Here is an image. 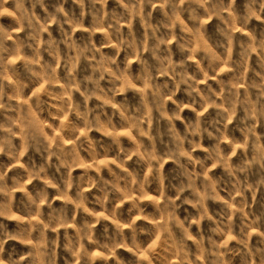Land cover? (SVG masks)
<instances>
[{"label":"clouds","instance_id":"9594fccd","mask_svg":"<svg viewBox=\"0 0 264 264\" xmlns=\"http://www.w3.org/2000/svg\"><path fill=\"white\" fill-rule=\"evenodd\" d=\"M13 2L17 9L26 13L23 0H13ZM74 2L78 3L81 8L85 5V0H74ZM89 2L93 8L99 4L102 9H106L108 0H89ZM116 2L125 9V12L122 15L114 14V23H109L106 30L104 19L108 14L104 11L103 16L98 17L94 22L88 43L83 47H78L74 43L69 44L70 49L76 50V55L62 58L57 46L54 51L49 53L54 57L55 64L40 65L39 71L32 72L39 82L47 78L50 85L54 87L59 83L56 73L63 60L67 72V82L60 85L59 92H53L51 88L46 90L49 96L59 102L50 106L57 108L58 114L49 112V116L53 120L60 121L59 130L69 132L70 138L76 143L71 148H66L63 143L64 137L60 136L59 142L53 149L44 128L48 127L54 136L57 128L45 125L43 122L37 126L34 120L29 118L34 117L31 105H28L26 109L21 105V109L25 111L26 115L19 120L22 125L19 129L22 140L20 153L31 146L42 159L46 160L48 166H52L51 157L57 156L59 163L57 172L60 171V167L67 169V178H62L63 194L67 197V191L72 187V171L81 165L79 152H87L93 164H96V161L101 158L96 151L95 142L87 135L93 130L100 132L109 137L111 145L115 146L116 155L111 163L121 169V174L117 175L111 167L105 165L108 167L109 173L115 177V182L109 188V182L99 177L104 192L103 203H107L110 192L119 193V199H123L126 191L130 193L132 190H136L143 194L145 185H150L151 181L155 180L163 200L152 201L160 216L159 219L153 221L154 230L156 234L161 232L166 234V247L175 248L176 254L181 256L182 261H185L186 264H230L227 257L229 254L235 253L240 257L239 264H264V231L259 230V219L249 221L244 212V209L249 206L246 194L251 192L252 199L255 201L256 193L264 188V136L257 132V127L261 122H264V32L259 34L258 40L251 33H247L248 40L240 43L242 60L240 62L232 60L236 31L239 28L241 35H245L243 30L249 26L253 19L264 21V0H243L241 7L236 5V0H159L163 15L168 20L167 23L161 25L167 30V34L161 35H157L160 32V27H154L150 22L152 11H148L146 14L143 11L145 6L155 7L157 0H128V2L116 0ZM8 3L9 0H0V8ZM37 3L44 7V0H35L33 7ZM185 5L189 7L185 8ZM201 10L203 14H201ZM45 11H47L46 8ZM184 11L189 12L190 18L197 22L195 30L188 28L180 18ZM56 12L57 14L64 13L67 16L62 5L56 9ZM81 15L83 16V13ZM211 17L218 20L217 33L225 38V42L219 45L224 49L225 54L221 56L211 48L199 49L204 52V58L209 61V70L212 75L209 74V70H205L199 62H196V68L201 75V78L198 79L188 70L189 62L195 60V53L198 51L194 41L180 42L177 40V47L184 54V58L179 62L173 60L170 41L174 37L177 27L182 33L187 32L192 37H198L202 29L206 30L205 20ZM137 18L144 29L143 38L139 41L132 31L133 21ZM65 22L72 23L75 27L76 22L70 18ZM125 24L129 29L127 38L123 34ZM28 26L33 27L31 20L28 21ZM98 29L104 31L107 46L115 49L114 57L105 56L102 47H96L92 37L95 36ZM113 36L116 38L115 44L112 43ZM54 43L55 41H51L50 45ZM28 46L31 47V45ZM121 51L126 53L123 68L117 64ZM35 53L36 59L32 63L40 64L39 47L35 49ZM97 53L100 56L99 60H97ZM145 53L149 54L150 59L144 58ZM252 53H256L260 57L259 71L254 74L256 79L252 83H248L245 77L249 70L248 58ZM81 57L90 61L91 74L85 75L82 80H79L76 76V68ZM132 59H136L139 64V72L136 75L132 73ZM229 65L232 66L229 67ZM224 72H232L233 75L227 79H221ZM106 76L111 85L107 90L101 85ZM161 76L171 77V80L158 82ZM213 79L217 85L215 88L211 83H208ZM245 85L247 86L245 87ZM182 86H184L183 98L177 100L175 97L181 93ZM241 87L244 88L243 96H241ZM250 89L256 90L255 98H253V92ZM122 91H131L137 98V103L130 105L127 97L123 102L117 103L116 98L121 95ZM73 92L80 94L82 103L73 101ZM5 96V84L0 82V108H12L11 104L4 103ZM33 96L36 97L37 104L41 103L39 92H33ZM17 98L18 93L15 91L13 95L7 96L9 101ZM93 100L97 101L95 106H91ZM169 102L173 106L171 110ZM108 108L112 109L110 116L106 111ZM185 109L191 112L190 118L184 116ZM71 114H75L77 118L75 123L67 119ZM238 115L239 119L237 120ZM114 118H118L119 128L113 123ZM177 121L181 123L183 133L177 129ZM234 121H236L237 131L240 133L239 139L229 136V126ZM16 126L17 121L15 120L11 121L8 126L0 124V133L6 134L0 138V153L4 152L6 147H12L11 138L17 136V131L14 130ZM109 127L113 130L112 132L107 130ZM125 129L128 130L127 139L131 145L127 148L118 134ZM133 132L135 135L131 134ZM205 138L212 142L209 147H204ZM145 139L148 141L147 144L144 143ZM157 144L160 145L159 151H157ZM225 146H227V150ZM198 151L205 153L203 158L196 155ZM45 153L47 156L44 155ZM73 154H75V158L69 163V158ZM237 154L240 159L233 165L232 157ZM19 157L20 154H17L15 158L18 160ZM104 157H108L107 150ZM133 157H136V165L144 170L141 180H137L131 172H128L127 168L123 167ZM167 161H171L177 170L176 183L170 181L167 186L174 195H165V181L168 177L164 174L163 166ZM217 166L221 167L225 173L223 181L225 187L231 186V190L227 194L228 200L219 195L218 181L213 180L209 175L211 169ZM91 169L92 165L86 164L85 174L79 178V194L81 196L86 190L85 185L88 187L97 185V178L88 174ZM97 171H99L98 164ZM42 173L45 183V194L42 199H47L46 189L57 186L47 180L44 165H41L31 175L34 178H41ZM6 176L7 172L0 173V182H3ZM121 183L124 184V188L120 187ZM0 191H3L2 187H0ZM57 191H60L58 187ZM186 192L191 198L184 197L181 204L191 205L197 212L195 217L186 218L187 227H185V221H181L176 215V210L181 206L177 204V201L181 200ZM26 195L30 205L35 206V211L28 215L27 226L17 235H13L7 231L3 224H0V264H25V262L27 264H55V241L52 242V249L37 242L32 243L31 249L20 254L18 258L14 259L9 256L5 260L3 257L4 244L7 240L18 239L20 243L28 244L31 242L32 232L35 228L49 226L42 225L40 221L33 223L32 216L41 215V204L31 194ZM119 199L116 201L117 208ZM208 201L220 206L216 216L222 217V219L217 220L215 216L209 214ZM236 204L239 205V208L234 207ZM48 206L51 208V203ZM84 211H87V208H84ZM115 211L116 208L113 209V215ZM143 211L139 199L134 200L129 209L131 213L130 227L134 229L136 218L138 215H143ZM237 212L241 214L238 238L237 235H232L231 238L236 241L238 247L231 248L228 237L234 232L233 217ZM0 215H4V213L0 212ZM144 219L148 220L149 218L144 216ZM202 220H208L214 225V227L210 226L208 230L211 235L208 240L210 247L207 248L203 232L200 233L198 240L189 232L192 224H196L199 228ZM50 223L59 224L62 221L53 218ZM64 226L67 227L66 224ZM172 226L178 227L181 232L182 240L179 248H177V240L171 230ZM118 235L123 237V231L121 230ZM253 235L258 238L255 245L250 243ZM213 236L219 237V240L213 239ZM189 240L196 245V252L192 258H189L188 252L185 251ZM72 254L76 255L75 252ZM46 257L47 259H45ZM74 264H79V261H75Z\"/></svg>","mask_w":264,"mask_h":264},{"label":"rangeland","instance_id":"374dc122","mask_svg":"<svg viewBox=\"0 0 264 264\" xmlns=\"http://www.w3.org/2000/svg\"><path fill=\"white\" fill-rule=\"evenodd\" d=\"M128 2V0H125ZM35 0H23L24 9L26 13L17 9L15 2L9 0V3L0 8V82L5 84L4 103L11 104L12 108H0V124L6 126L11 124V121H17V126L14 129L17 131V136L11 138L12 147H6L5 151L0 153V173L7 172V176L3 182H0V187L3 191H0V212L4 215H0V224H3L7 231L13 235L20 233L28 222V215L30 212L35 211V206L30 205V202L26 194H31L34 199H37L41 204V215L32 216L33 223L37 221L42 222V225H49L47 228L38 226L32 232L31 242L28 244H22L18 239L7 240L4 244L3 257L5 260L9 256L12 258H18L22 253L27 252L32 247V243L40 242L42 246L52 249V242L55 241V264H74L75 261H79V264H186L182 261L180 255L176 254V249L166 247L165 239L166 234L161 232L156 234L154 230L155 219H159V213L153 206V200H163L160 195L158 185L155 180H152L150 185H145L143 194L141 192L132 190L130 193L127 191L124 193L123 199H119L120 194L116 192H110L107 203H103L104 192L101 188L99 177H102L104 181L109 182V188L111 184L115 182V177L109 173L108 167H111L117 175L121 174V169L116 167V164L111 163L115 159L116 149L111 145L109 137L104 136L102 133L95 130L88 132L87 135L95 142L96 151L100 154V159L93 164L91 158L87 152L80 151L81 157L80 167L74 168L72 171V187L67 191V197L63 194L64 183L63 179L67 178V169L60 167V171L57 172L59 166L57 156L51 157V165L48 166L46 160L42 159L37 154L33 147H28L26 151L20 153L22 140L19 135V129L22 125L19 123L21 117L26 115L25 111L21 109V105L26 109L28 105H31L35 124L38 126L40 122L45 125H52L57 128L55 136L51 130L45 126L44 131L48 133L51 140V146L55 149V145L59 142V137H64V145L66 148L76 143L70 138V133L67 131L61 132L59 130L60 121L53 120L49 116V112L58 114V109L50 107L59 103L47 94V89L51 88L53 92L60 91V85L65 84L67 72L63 60L57 69V77L59 83L52 87L50 81L45 78L42 82H39L36 77L32 75L33 71H39L40 65L55 64V59L49 53L54 51L57 46L60 56L65 58L69 55H76L75 49H70L69 44H75L78 47H83L89 42L90 31L94 26V22L98 17L103 16V12H107V17L104 19L105 30L109 23H114L113 15H122L125 9L116 2V0H108L106 9H102L101 5L97 4L93 8L89 0H85L83 8L74 0H44V7H41L38 3L33 7ZM243 0H236V5L241 7ZM63 6L64 13L57 14L56 9ZM188 8V5L184 6ZM45 8L47 11H45ZM146 14L148 11H152L151 24L154 27H160V32L157 35L167 34V30L161 27L164 23H167V17L163 15V10L159 6V0L155 7L145 6L143 9ZM83 13V16L81 15ZM201 14L202 10H201ZM23 16V18H21ZM51 17V18H50ZM76 22L75 27L72 23H66L68 19ZM180 18L184 21L188 28L195 30L197 22L190 18V13L184 11L181 13ZM31 20L33 27L28 26V21ZM218 20L215 17L205 20V29H202L198 37H192L187 32H181L180 28L175 29V35L170 41V47L173 53V60L179 62L184 58L177 47V40L184 42L187 40H193L195 48L198 50L195 53V60L189 62L188 70L191 74L196 75L198 79L201 78L199 70L196 68V62H199L205 70H209V61L204 58L203 51H199L202 48H211L215 53L223 56L224 49L219 45L225 42V38L217 33L216 25ZM128 26H123L124 37L128 36ZM132 31L136 35L137 40L143 38L144 29L141 27L140 21L137 18L133 21ZM245 35H241V31L238 30L235 33L232 50V60L240 62L242 60L240 43L248 40L247 33H251L257 40L260 38V33L264 32V21H256L253 19L249 26L243 30ZM70 38V39H69ZM96 47L101 48L105 56H115V49L107 46V40L104 36L103 30H97L94 37ZM39 41V44H37ZM51 41H55L50 45ZM65 41H68L67 43ZM112 43H116V38L113 36ZM150 43H152L150 41ZM28 45H31L29 47ZM40 48V64H34L32 61L36 59L35 49ZM90 55V54H88ZM125 51H121L117 64H120L121 68L124 67L123 61L125 59ZM145 59H150L149 54H144ZM100 59L99 53H97V60ZM260 57L256 53H252L248 58V72L245 77L248 83H252L256 79L255 72L259 71ZM151 62V60H150ZM89 60L80 58L79 64L76 68L77 79L82 80L85 75H90ZM132 73L136 75L139 72V64L136 59H132ZM232 65H229L231 67ZM209 74L212 75L209 70ZM233 75L232 72H224L221 79H227ZM165 80L170 81L171 77H159L158 82ZM213 87H217L215 79L209 80ZM102 87L107 90L111 87L108 82V77L101 82ZM247 85H245L246 87ZM183 87L181 93L175 97L179 100L183 98ZM203 88L204 85L202 84ZM219 90V89H217ZM14 91L18 93L16 100L9 101L7 96L13 95ZM241 96L244 94V88L241 87ZM253 92V98H255L256 90L250 89ZM33 92L40 93L41 103L37 104L36 97L33 96ZM31 97V99H30ZM127 97L130 105L137 103V98L131 91L121 92V95L117 96L116 102L121 103ZM72 99L75 103H82V97L78 92L72 93ZM97 104L96 100L91 101V106ZM171 102H169V109L172 108ZM108 115L112 113V109H106ZM191 112L185 109L184 116L186 118L191 117ZM73 123L77 121L75 114H71L67 117ZM103 120L104 117L102 116ZM239 115L237 116V120ZM113 123L120 127L118 118L113 119ZM177 129L183 133V127L179 121L176 122ZM109 132L113 130L109 127ZM258 134L264 136V122H261L257 127ZM119 136L124 146L131 147L127 135L128 130H122ZM135 135V133H131ZM6 134L0 133V138H3ZM229 136L240 138V133L237 131L236 121L229 126ZM145 144L148 141L145 139ZM212 142L205 138L204 147H209ZM160 145L157 144V151H159ZM227 150V146H225ZM107 150L108 157H104V153ZM11 153V154H9ZM20 154L19 159L15 157ZM47 156V153L44 154ZM196 155L201 158L205 153L198 151ZM75 158V154L69 158V163ZM240 159L239 154L232 157L231 163L235 165ZM136 157H133L124 168H127L128 172H131L137 180H141L144 170L135 163ZM119 163V161H117ZM92 165L91 171L88 173L94 178H97L96 187H88L85 185V191L81 196L80 193V181L79 178L85 174V165ZM97 164L99 165V171H97ZM14 165V166H13ZM41 165L46 167L47 180L56 185L60 191H57V187H49L46 189L47 199H42L45 194L44 174H41V178H34L31 173L39 169ZM107 165L108 167H105ZM35 166V167H34ZM163 171L168 179L165 181L166 191L165 195H174L168 184L176 183L177 170L173 166L171 161H167L163 166ZM126 175V173H124ZM209 175L213 180L218 181L219 195L225 200H228V192L231 190V186L225 187L223 169L219 166L213 167L209 172ZM63 178V179H62ZM254 179V178H252ZM121 188H124V184H120ZM40 194L39 196L37 194ZM248 198V207L244 209L249 221L259 219L260 231H264V188H261L255 196V201L252 199V193L246 194ZM184 197H189V193L186 192L181 200L177 201L178 205H181L176 210V215L181 221H185V227H187L186 218H193L197 215V212L191 207V205L181 204ZM119 199V207H116V201ZM139 199L140 206L143 208V215H138L136 218V224L134 229L129 226L131 219V213L129 209L132 206L134 200ZM239 199V197H237ZM99 201V202H98ZM51 203V208H49ZM78 205H80L78 207ZM208 211L210 215L216 217L217 220L222 217L216 216L219 210L218 204H213L211 201L207 203ZM234 207L239 208L236 204ZM87 208V211H84ZM116 208L113 215V209ZM144 216L149 219L145 220ZM56 218L62 223H50V221ZM226 222V221H225ZM234 232L230 234L228 239L230 240V247H238L235 240H232V235H237L241 224V214L239 212L233 217ZM67 225L65 227L64 225ZM107 226V231H106ZM171 226V222H170ZM213 226L210 221L202 220L200 227L197 228L196 224H192L189 232L197 240L200 238V233H204L205 247H210L209 240V227ZM123 231V237H120L118 233ZM173 235L177 240V248H179L180 241L182 240L181 232L178 227H171ZM213 239L219 240V237L213 236ZM257 236L253 235L251 244L255 245ZM71 249V250H69ZM185 251L188 252L189 258L196 252V245L193 241L187 242ZM75 252L76 255L72 253ZM87 254V255H86ZM47 259V257L45 258ZM230 264H239L240 257L235 253L229 254L227 257ZM27 264V262H25Z\"/></svg>","mask_w":264,"mask_h":264}]
</instances>
